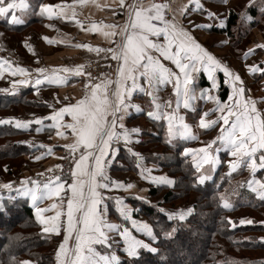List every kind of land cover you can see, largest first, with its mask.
I'll return each instance as SVG.
<instances>
[{
  "label": "snow or ice",
  "instance_id": "6c2138e0",
  "mask_svg": "<svg viewBox=\"0 0 264 264\" xmlns=\"http://www.w3.org/2000/svg\"><path fill=\"white\" fill-rule=\"evenodd\" d=\"M89 3L95 4L98 8L102 7L97 0H73L71 5L65 3L42 5L40 11L49 19L56 17L72 20L77 16L75 5L84 7ZM119 4L123 6L125 0H119ZM29 7L30 4L26 0H0V17H5L8 23L21 24L24 21L16 12L17 10L25 12ZM252 7H257L261 15H264V0H247L240 14L241 20L254 19L248 11ZM127 10L128 19L123 26L115 23L92 22L86 29V31L101 32L109 46L76 45L89 52H95L98 58L105 61L109 59L116 61L114 71L101 72L99 78L93 77L91 72L86 71L90 62L73 67L35 69L38 74L35 78L36 86L45 82L61 86L67 84L73 77L86 78L84 94L81 98L73 103L65 97L67 103L54 109L48 117L36 118L34 121L37 125H41L43 119L51 120L53 123L48 127L56 129V136L65 139H68L66 131L71 130V141L63 145L68 156L60 157V159H70V182L64 179L62 165L56 164L55 169L59 174L49 168L46 172L51 175L45 180L27 181L25 183L31 186H24L18 190L19 195L30 198L37 221L44 225L42 228L44 233L59 234L63 229V241L55 254L56 264H121V257L116 251L121 244L130 264H135L141 256V250L160 255L161 250L158 247L138 238L132 231L134 229L155 242L159 236L154 232L153 227L147 222L134 219L131 210L120 197L115 198V204L119 217L125 223L111 222L108 219L109 206L104 202L105 197L101 191L111 188L127 190L135 186L132 183L114 181L107 172L109 157L116 154L113 145L123 141L127 146L131 143L133 135L141 132L139 127L129 129L123 123L125 115L131 109L137 112L143 110L141 105L133 103L134 94L139 93L150 98L146 115L152 120L166 123L169 144L173 141L198 139L193 131V125L187 122L181 109L197 114L200 129L209 130L218 126V135L210 142L198 149L185 147L181 153L185 157L191 156L196 173L193 186L204 185L206 181L212 180V175L206 172L216 171L217 166L221 164L218 153L224 150L232 157L226 161L227 176L230 178L232 173L247 169L251 176L246 181L248 189L264 202V178H257L258 171L264 169V110L257 107L255 99L246 96V88L241 76L203 47L192 35L191 29L181 22V18H185L191 11L204 12V4L201 0H187L186 3L184 0H180L179 3L177 0H163V2L132 0L127 5ZM207 16L213 22L218 20L220 28L225 27L226 17H220L210 10L207 11ZM75 23L82 24L79 19H75ZM212 26L213 24L210 23L194 25L196 28ZM49 27L54 26L49 25ZM43 39L50 44L57 42L47 36ZM220 43L226 44L228 41L222 40ZM25 46L34 53L30 44L26 43ZM257 47L264 48V44H259ZM252 52L253 49L249 48L244 52V58L246 59ZM162 61L170 62L176 70ZM10 67V61L0 59V74ZM107 67L111 69L112 66L107 64ZM201 69L211 81L209 89L198 90L195 74ZM217 71L223 73L224 83L231 88L226 100L212 94V89L219 87ZM249 71L264 73V68L253 65L249 66ZM11 74L28 76L29 70L17 65ZM29 82V79H21L13 80L12 83L15 86L26 85ZM169 84L172 86L173 96L165 100L160 96V92ZM12 90L15 91V87ZM198 100L211 101L214 107L199 113L196 106ZM213 114H215L213 118H208ZM66 116L71 119L66 121ZM12 123L17 129H27L33 121L0 119V125ZM41 130V127L36 128L37 132ZM213 145L216 147L213 148ZM40 147L46 148L47 151L34 157L36 160H40L43 155L53 154L52 147L46 145ZM128 151L140 157V153L133 152L131 148H128ZM205 165L208 166L206 170ZM144 171L149 175L144 176ZM141 175L157 185L169 187L176 185V181L166 175L152 176L150 169L142 170ZM3 187L11 188V185L4 184ZM219 187L220 185H217V188ZM218 196L225 209L234 207L227 190L218 192ZM45 200L52 202L47 207H40L39 205ZM158 211L166 214L169 221L175 220L179 223L186 221L193 214L194 207L179 208L175 211L159 208ZM46 212L53 214L44 215ZM128 222L130 227L126 226ZM239 223L251 225L255 221L241 218ZM176 230L173 227L171 231H164L163 235L171 239ZM114 235H118L121 239L115 240ZM97 245L101 246L103 252L97 249ZM162 259L166 258L162 257ZM19 264H32V261L24 260Z\"/></svg>",
  "mask_w": 264,
  "mask_h": 264
},
{
  "label": "crops",
  "instance_id": "0c3cea01",
  "mask_svg": "<svg viewBox=\"0 0 264 264\" xmlns=\"http://www.w3.org/2000/svg\"><path fill=\"white\" fill-rule=\"evenodd\" d=\"M240 1V9H244L247 0ZM26 2L28 3V0H26ZM177 2L179 3L180 0H177ZM184 2L186 3L187 0H184ZM201 2L205 6V11H191L186 14L185 18H181V22L185 27L191 29L192 35L203 47L217 56V58L224 61L235 73L241 76L246 88V96H250L255 99L257 101V107L264 110V73H261L260 71L252 73L249 71V66L253 65L257 68H264V48L257 47V45L259 44H264V15H261L257 7H255L258 14L255 17V22H257V25L249 28L250 41L245 44V49L243 50V52H241L240 57L234 58L232 57V55H230V49L226 50V47H228L229 44L227 45V43H220L222 40H227L229 43V39L225 35L226 33L220 30H213L214 28L219 27L218 23L216 21L213 22L209 20L207 16V11L210 10L217 13L218 15L221 13L223 17H226L227 19L233 0H227V2H225V0H201ZM61 3L71 5L73 4V0H43L39 5V9H37L38 19H36L33 24H30L34 27L32 31L25 32L26 30L24 29H27V27L29 26L26 25V22L28 21L27 14L24 12H20L19 10H17L16 14L19 18L23 19V23H9L10 25H15L12 29H8L3 26L1 27V29L8 34H17L16 38H18V42L20 44H18L16 41L15 45H18L20 47L17 49L9 47V49H7L0 43V59L11 62V67L0 74V88L3 92L10 95L12 94L13 96H19L23 89H31V94L29 96H26V99L28 98V100L24 99L27 102H19L15 106L10 105L8 111L4 114V119L15 118L19 120L33 121V123L30 124L29 128L27 129H18L21 132L18 140L21 142V144L25 145L28 150L22 157H19L16 163L9 164L8 167L6 165L1 166L2 169L3 167H7V176L9 178L4 177V180L1 178L0 187L1 189H7L4 188L3 185L10 184L11 188H14L18 196L27 199L28 204L33 209L34 216L35 209L30 198L19 195L18 190H21L24 186L30 187V184L25 183L27 181L45 180L47 178L46 170L59 163V161L61 160L60 157H63V155L67 152V150L63 148V145L71 141L70 129L66 131L68 139H65L64 137L56 136V129L48 127V125H51L53 123L51 120L43 119L41 125H37L34 121L36 118L48 117L54 111V109L63 106V103H67L68 101L64 100L65 97H68L73 103L77 99L81 98L84 94V83L86 79L84 77H73L70 78L67 84L61 86L48 84L47 82L42 85L36 86L35 78L38 74L35 72V69L39 67H43L46 69L62 68L65 66L73 67L78 64H86L87 62L94 63V61L102 60L101 58L97 57V54L95 52H89L85 48L76 47V45L90 44L93 47L109 46L108 42L105 40L101 32H91L86 31V29L90 27L92 22H96L97 24H100L101 22H103L104 24L115 23L117 25L123 26V20L126 14L128 0H125V4L123 6L119 4V0H97V3L102 6L100 8L91 3L87 4L84 7H80L78 4L75 5L77 11V16L75 17V19H79L82 22L81 25H77L75 23V19L68 20L56 17L49 19L46 15L41 14L40 9L42 5H55ZM219 7L220 9H217ZM239 19L242 22L241 15ZM189 21H191V24H189ZM246 22L248 24L249 21ZM209 23L213 24L211 28L194 27V25ZM49 25H53L54 27H49ZM16 26L17 29H15ZM117 30L119 31V29ZM45 36L57 42L50 44L45 39H43V37ZM204 36L208 38L206 39V41L205 39H202ZM210 37H212V40L209 41ZM28 38L38 39L40 43L46 45L48 49L40 50V48L36 49L32 46L36 57H34V59L26 60L25 52L21 50V47L24 48V41H26ZM249 48H252L253 52L245 59L244 52H246ZM25 49L28 50L26 46ZM222 49L224 50L222 51ZM162 62L167 64L169 67H172L173 70H176L175 66L170 62ZM17 65L19 67L28 69V76H21L19 74L13 76L11 73ZM195 75L198 79L199 77L203 79L204 82H201V84H203L205 87L207 86L208 88H211V81L208 79L207 74L203 72V69H201V71L199 73H196ZM216 76L219 87L216 89H212V94H220L219 97L221 98V95L225 91L226 95L222 100H226L227 96L231 92V88L228 84L224 83L225 78L222 72L217 71ZM21 79H29L30 82L26 85H13V80ZM198 85H200L199 82H197V86ZM13 87H15V91L12 90ZM5 89H7L8 91H4ZM160 96L165 100L169 97H172V86L169 84L163 87L160 92ZM133 103L141 105V108L143 110L137 112L135 109H131L128 114L125 115L123 123L129 129L132 127H139L141 129V132L139 134H134L131 143H129L127 146L123 141H120L113 145V147L116 149V154L115 156L109 157L107 172L112 180L119 181L124 184L132 183L135 186L132 189L127 190L122 188H111L101 191L103 196L105 197L104 202L109 206L108 219L111 222L125 223L122 218L119 217V213L117 212V207L115 204V198L120 197L122 198L123 203L127 206V208L131 210V214L134 219L150 224L145 216L141 214V211L138 210V206L135 205L134 201L137 200L141 202L142 200L151 204L152 201L158 198L157 196L154 199H151L152 197L148 192L150 185H152L153 183L150 179H145L141 175L142 170L150 169L152 176H168L156 161L157 157H155V151L152 149L154 145L152 143H147V140H152L153 137H157L159 135L163 136L168 141L166 136L167 126L164 121H155L150 119L146 115V112L149 110V97L139 93L134 94ZM50 105H52V107H50ZM196 106L199 113H202L214 107L211 101L206 100L196 101ZM181 112L182 114H185L187 122L193 125V131L198 137V139L196 140L183 141L184 143H186L185 147L198 149L214 139L216 135H218V126L209 130L200 129L198 127V116L196 113H192L191 111L184 109H181ZM214 115L215 114L208 118H213ZM70 119L71 118L68 116L65 117L66 121H69ZM11 125L16 128L14 123H12ZM37 127H41L42 130L40 132H37ZM40 145L52 147L53 154L43 155L40 160H36L34 157L40 156L42 153H45L47 151L46 148L40 147ZM215 147L216 146L213 145V148ZM128 148H131L133 152L140 153V157L138 158L134 156L131 152L128 151ZM188 158L191 161V156H188ZM137 165H139V167H137ZM207 168L208 166L205 165V170ZM40 173H44L45 175L41 176L39 175ZM206 174L212 173L206 172ZM148 175L149 173L147 171H144V176ZM69 177L70 176L64 177V179H67L68 182H70ZM140 197H143L144 199H141ZM51 202L52 201L45 200L39 206L47 207ZM51 214L53 213H44V215ZM37 222L39 223V228L42 231L44 225L40 224L39 221ZM126 226L130 227V222H128ZM132 231L133 234L138 238L145 240V238L142 236V233H137L134 229ZM47 234L57 236L54 253V264H56L55 254L59 247V244L63 241V229H61V232L59 234ZM114 239L119 241L121 238L118 235H114ZM96 247L98 250H101L103 252V249L100 245H97ZM122 249L123 245L121 244L118 248H116L117 254L119 253V251H123Z\"/></svg>",
  "mask_w": 264,
  "mask_h": 264
},
{
  "label": "trees",
  "instance_id": "16d2710c",
  "mask_svg": "<svg viewBox=\"0 0 264 264\" xmlns=\"http://www.w3.org/2000/svg\"><path fill=\"white\" fill-rule=\"evenodd\" d=\"M42 1L28 0L30 7L24 12L28 19L26 25L33 24L38 19L37 9ZM248 11L254 19L244 27V33H239L235 40L237 44L246 41L249 28L257 25L256 8L252 7ZM228 15L225 27H213V30L223 31L233 39V31L239 29V24L243 23L237 21L238 15L233 10L230 9ZM0 26L12 29L15 25H10L5 18H0ZM201 82H204L202 78L199 83ZM30 90L23 89L19 96H13L0 88V119H4L10 105L27 102L25 100H28L26 96L31 94ZM224 93L221 99L225 98ZM19 135L20 130L11 124L0 125V166L8 167L9 164L16 163L19 157L27 152V147L18 140ZM156 138L154 140H160L154 142L152 148L157 157L156 161L167 175L176 181V185H150L148 193L151 199L160 195L159 202L169 205L176 201L192 200L194 212L186 221L178 223L175 220L169 221L161 213L155 216V207L149 202L135 200L138 210L150 222L159 239L152 242L149 237L142 236L146 242L161 250L160 255L141 250V256L135 264H178V259L174 257L175 253L181 250L178 249V241L181 245L184 244L188 254L194 257L188 264H264V240L261 239L264 234V223H261L264 222V202L248 189L246 181L249 176L245 169L232 173L229 178L228 165L225 160H221L219 168L212 173V180L206 181L204 185L193 186L195 169L189 158L181 155L186 143L174 141L169 144L163 136ZM217 185L220 187L217 188ZM225 190L234 205L231 209H225L219 201L218 192ZM0 203V264H19L24 260H30L32 264H54L57 236L40 230L27 199L18 195L13 198L5 197L3 194ZM240 214L255 223L241 225L239 220L243 217H240ZM173 227L177 230L171 239L158 233L160 228L171 231ZM118 255L121 257V264H130L126 253L119 251Z\"/></svg>",
  "mask_w": 264,
  "mask_h": 264
},
{
  "label": "rangeland",
  "instance_id": "374dc122",
  "mask_svg": "<svg viewBox=\"0 0 264 264\" xmlns=\"http://www.w3.org/2000/svg\"><path fill=\"white\" fill-rule=\"evenodd\" d=\"M231 7V10H233L234 12H236L237 13V15H238V22L240 23L241 21H240V14H241V11H242V9H240V7H241V1L240 0H233V2H232V6H230ZM217 9H220V7L219 8H217ZM219 16L220 17H223V15L220 13L219 14ZM1 18V17H0ZM218 24H219V21H216ZM246 21H243L242 20V23L243 24H239V29H237V30H235V31H233V35H234V38L233 39H231V36H229V35H227V34H225L226 36H227V38L229 39V43H227V45H228V47H226V50H228V49H230L229 51H230V55H232V57H236V58H239L240 57V54H241V52H243V50L245 49V44L247 43V42H249L250 41V37L248 36L247 37V39H246V41H242L240 44H237L236 43V39L238 38V36H239V33H244V27L246 28V25H247V22L245 23ZM242 27H241V26ZM217 28H219V27H217ZM236 28H237V26H236ZM34 29V27L32 26V25H29L28 27H27V29L25 28L24 30H26L25 32H28V31H32ZM220 29H222V28H220ZM241 29V30H240ZM249 34H250V32H249ZM18 35H20V34H18ZM17 37V34L16 33H11V34H8V33H6L4 30H2L1 29V26H0V43L4 46V47H6L7 49H9V47H13V48H15V49H17V48H19L20 46H18V45H15V43H16V41H17V43L18 44H20L19 42H18V38H16ZM252 37V36H251ZM202 39H205V41H206V39H208L206 36H204ZM210 40H212V37H210L209 38V41ZM25 42V44L26 43H28V44H30L31 46H33L34 48H40V50H46V49H48L47 47H46V45H44L43 43L41 44L40 43V41L38 40V39H35V38H28L26 41H24ZM42 42V41H41ZM36 43H37V45H36ZM14 45V46H13ZM21 50H23V52H25V57H26V60H28V59H34V57H36L35 56V53H33V52H29V50H26L25 49V46H24V48L23 47H21ZM224 49H222V51H223ZM235 63V62H234ZM200 78L201 77H199V79L197 78L196 79V83L197 82H199L200 81ZM203 84H200V85H198L199 87V89H209L207 86L205 87L204 85L202 86ZM198 89V90H199ZM216 95H218V96H220V94H216ZM158 137V136H157ZM154 138H156V137H153L152 138V140H147V143L148 144H150V143H154V142H157V141H159L160 142V140L158 139V140H154ZM211 138V137H210ZM157 139V138H156ZM22 146V145H21ZM221 153V154H220ZM225 154V155H222V154ZM218 155H219V157H220V159L222 160V161H228L229 159H232V157H230V156H228L227 155V153H226V151H224V150H222V151H220L219 153H218ZM227 164V163H226ZM5 166V165H4ZM219 166H220V164L217 166V168H216V170L219 168ZM7 167H3V169H2V167L0 166V179L2 178L3 180H4V177H8L7 176V169H6ZM245 171H246V174H248V176H249V178L251 177L250 176V174H249V172H248V170L247 169H245ZM216 172V171H215ZM165 173V172H164ZM212 175V174H211ZM263 175H264V169H262V170H260V171H258V173H257V178H263ZM9 178V177H8ZM152 185H155V186H160V185H157V184H152ZM163 186V185H162ZM166 186V185H165ZM154 187V186H153ZM168 187V186H167ZM5 195V197H10V198H13V197H16L17 196V192L14 190V188H7V189H1V187H0V197H2V195ZM161 200V196L160 195H158V198L157 199H155L154 201H152L151 202V204L155 207V210H156V214H155V216H159V213H161V212H159L158 211V209L159 208H164V209H166L167 211H175V210H177V209H179V208H187V207H192V203H193V201L192 200H188V201H176V202H174L172 205H169V204H163V203H160L159 201ZM161 214H163L164 216H166V214H164V213H161ZM241 215V216H240ZM239 216L240 217H245V215L244 214H240ZM167 217V216H166ZM249 219V218H248ZM163 230V231H162ZM164 231H167V230H165V229H163V228H160L159 230H158V233H162L163 234V232ZM262 238H264V234L263 235H261V239ZM262 240H264V239H262ZM145 241H147L146 239H145ZM177 244L178 245H180L179 247H178V249H181V250H179L177 253H175V255H174V257L175 258H177L178 260H177V262H178V264H184L185 263V261H186V263L185 264H188V263H190L189 261H191L194 257H192L190 254H188V252L185 250V247H184V244L183 245H181L180 243H179V241L177 242ZM187 247V246H186Z\"/></svg>",
  "mask_w": 264,
  "mask_h": 264
},
{
  "label": "built area",
  "instance_id": "2783aa9c",
  "mask_svg": "<svg viewBox=\"0 0 264 264\" xmlns=\"http://www.w3.org/2000/svg\"><path fill=\"white\" fill-rule=\"evenodd\" d=\"M131 2L132 0H128V4H130ZM156 2H163V0H156ZM127 11L128 10L126 9V14L123 20L124 23L128 19ZM107 64H111L112 66L111 69L107 67ZM97 65H99V67H97ZM115 67H116V61H112L110 59L108 61H105L104 59H102V60L94 61V63L91 62L90 65L86 68V71L91 72L93 77L99 78L101 72L114 71ZM67 156H68V152H66L63 155V157H67ZM58 164L62 165V172L64 173V177L70 176V172H69L70 159H61ZM51 168L53 169L54 172L59 174V171L55 169V166H52ZM49 175H51V173L46 172V177H48Z\"/></svg>",
  "mask_w": 264,
  "mask_h": 264
}]
</instances>
